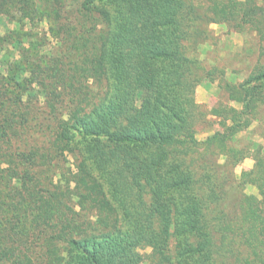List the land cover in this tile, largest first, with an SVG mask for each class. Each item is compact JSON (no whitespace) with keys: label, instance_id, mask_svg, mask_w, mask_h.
I'll use <instances>...</instances> for the list:
<instances>
[{"label":"trees","instance_id":"16d2710c","mask_svg":"<svg viewBox=\"0 0 264 264\" xmlns=\"http://www.w3.org/2000/svg\"><path fill=\"white\" fill-rule=\"evenodd\" d=\"M240 17L264 41V4L0 0V264H264V149L236 179L230 142L264 138V59L194 128L198 45Z\"/></svg>","mask_w":264,"mask_h":264},{"label":"rangeland","instance_id":"374dc122","mask_svg":"<svg viewBox=\"0 0 264 264\" xmlns=\"http://www.w3.org/2000/svg\"><path fill=\"white\" fill-rule=\"evenodd\" d=\"M236 1L241 2L244 7H250L252 4L255 6L264 4L263 0ZM199 2H202L203 6L207 4V0H199ZM10 27L12 24L9 22H0V32ZM209 33V38L198 45L197 55L207 67L212 65L222 68L224 75L216 77L213 81L199 83L195 88V101L205 111V114L197 119L194 125L196 137L199 140L204 139L215 130L222 131L225 126L231 124L230 120L224 116L213 114V110L224 106L241 108V103L229 99L228 93L223 89L225 82L238 83L242 81L256 63V59H264V41L259 40L253 25L241 17L235 21L212 22L209 25ZM223 114L229 116L230 113L224 110ZM257 126L258 122L253 121L247 128L242 127L230 141L238 150L247 153V156L234 167L236 179L241 178L243 171L248 172L254 169V150L257 147L264 149L258 143L262 136L257 131ZM224 159V156L219 157V162L222 163ZM244 192L261 198L258 187L251 183L245 184Z\"/></svg>","mask_w":264,"mask_h":264},{"label":"crops","instance_id":"0c3cea01","mask_svg":"<svg viewBox=\"0 0 264 264\" xmlns=\"http://www.w3.org/2000/svg\"><path fill=\"white\" fill-rule=\"evenodd\" d=\"M258 143L264 147V139L262 137L258 140Z\"/></svg>","mask_w":264,"mask_h":264}]
</instances>
